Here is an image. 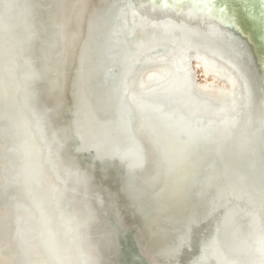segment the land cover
Here are the masks:
<instances>
[{
	"label": "bare ground",
	"instance_id": "6f19581e",
	"mask_svg": "<svg viewBox=\"0 0 264 264\" xmlns=\"http://www.w3.org/2000/svg\"><path fill=\"white\" fill-rule=\"evenodd\" d=\"M245 1L0 0V264H264V204L242 196L264 184L243 38L264 48V0ZM123 211L163 244L137 248Z\"/></svg>",
	"mask_w": 264,
	"mask_h": 264
},
{
	"label": "rangeland",
	"instance_id": "374dc122",
	"mask_svg": "<svg viewBox=\"0 0 264 264\" xmlns=\"http://www.w3.org/2000/svg\"><path fill=\"white\" fill-rule=\"evenodd\" d=\"M247 2V1H246ZM43 4H49V0H43ZM238 7H243L245 10H247V11H250V12H252L253 10V7H252V5H251V3L250 2H247V3H245L244 2V4H242V5H240L239 6V4H238ZM263 12V14H264V11H262ZM262 12H260V13H262ZM253 17L255 18V15H253ZM45 18V17H44ZM91 19V17H89V20ZM197 66V60L194 58V59H192V61H191V66ZM198 76H199V80L200 81H205V80H207V79H211V80H213L212 78H211V76H209L208 78L204 75V73L203 72H201V70L198 68ZM75 79H76V76L75 77H73V79H72V81H71V83H70V85H69V89L67 90V93H66V97H65V99L63 100V104H62V107L64 106V108H63V112L64 113H62V118L60 119V121L61 122H66V121H68L69 119H70V115H71V113H72V111H74L73 110V108H74V106H73V104H74V99H73V89L75 88ZM222 80H226V79H222ZM222 80H220V82L222 81ZM223 82V81H222ZM51 100H52V98H51ZM45 101V100H44ZM70 104V107L72 106V109H70L69 110V108L67 109V110H65V106H66V104ZM71 111V112H70ZM88 155H85V157H84V159H88ZM106 182L108 183V184H110L112 187H114L113 186V178H109V179H107L106 180ZM123 217L125 218V226L123 227V226H121V227H123L124 229L123 230H126V231H128L131 235H132V238H133V240L135 241V244L137 245V248H140L142 245H145V244H149V242H148V240H149V238H148V235L146 234L145 235V232H144V230H143V228H142V226H141V224H139V223H135L134 222V220L136 219L135 218V216L132 214V213H126V211H123ZM129 217V218H128ZM116 219V217H115V214H114V211H111L110 212V216H109V220L113 223V224H115V223H117L116 221L117 220H115ZM132 220H133V222H132ZM132 224V225H131ZM121 225V224H120ZM119 225V226H120ZM129 225V226H128ZM114 226H118V225H114ZM129 227V228H128ZM131 228V229H130ZM141 234V235H140ZM204 238V234H202V236L199 238V244H201V241H202V239ZM201 239V240H200ZM138 242V243H137ZM158 241H155L154 240V242L153 243H151V241H150V244H149V246H150V250H155L157 247H159L160 245H162L163 243H161V241H159L158 243H157ZM148 246V247H149ZM118 249V250H117ZM141 249V248H140ZM120 253H121V247L120 246H118V244H117V247H116V250L114 251V254H112V255H109L108 256V258L110 259V260H114V259H118L119 257H120ZM199 253V250L195 253V255H197ZM192 257V256H191ZM92 261H93V264H97V257H95V258H93L92 259Z\"/></svg>",
	"mask_w": 264,
	"mask_h": 264
},
{
	"label": "water",
	"instance_id": "95a60500",
	"mask_svg": "<svg viewBox=\"0 0 264 264\" xmlns=\"http://www.w3.org/2000/svg\"><path fill=\"white\" fill-rule=\"evenodd\" d=\"M244 2L247 3L248 1L246 2L244 0ZM237 6H238V4H236L235 7H237ZM203 25L205 26V24L202 23V25H201L202 28L204 27ZM261 31L263 32L264 30L261 29ZM253 32L254 31L246 29L245 31H243V38H245V40L248 41V43H250L252 45L256 64L259 65V69L264 70V48L261 45H258L255 43V36H254ZM256 35H257V33H256ZM194 36L199 37V36H197V34H194ZM48 65H54V64L51 63ZM70 77H71V75H69V77L63 81V90L65 87H67ZM248 84H249V86H251L250 82H248ZM262 87L264 89V81H263ZM53 89L52 88L49 89V92L51 93L50 97L52 99L55 96ZM251 94H252V92H251ZM251 94L249 93V95H250L249 100H251V98H252ZM121 104H122V100H121V97H119V102L116 103L118 115H120V113L122 114ZM235 125H238V123H236ZM235 129H237L238 131L233 132V136H231L233 139L238 138L237 136L239 135L238 133H239L240 125H238L237 128H235ZM236 134H238V135H236ZM251 137H250V140H253L257 136L251 135ZM257 184H259V182H257V180H255L254 183H251L250 185L248 184L247 187L245 186L243 188L244 191L242 192V196H245L248 199H252V201L256 200V202L258 204H264V184L263 185L261 184L259 187L257 186ZM260 214L262 215V211L260 212ZM146 229H147V227H146Z\"/></svg>",
	"mask_w": 264,
	"mask_h": 264
},
{
	"label": "snow or ice",
	"instance_id": "6c2138e0",
	"mask_svg": "<svg viewBox=\"0 0 264 264\" xmlns=\"http://www.w3.org/2000/svg\"><path fill=\"white\" fill-rule=\"evenodd\" d=\"M201 2L204 4V7L208 9L209 13H211L214 0H201ZM221 11H223V9H221Z\"/></svg>",
	"mask_w": 264,
	"mask_h": 264
}]
</instances>
